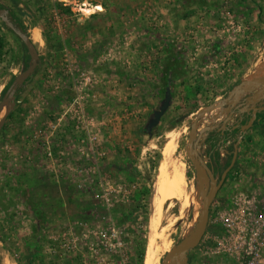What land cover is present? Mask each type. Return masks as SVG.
I'll return each instance as SVG.
<instances>
[{"label":"rangeland","instance_id":"rangeland-1","mask_svg":"<svg viewBox=\"0 0 264 264\" xmlns=\"http://www.w3.org/2000/svg\"><path fill=\"white\" fill-rule=\"evenodd\" d=\"M36 3L0 0V8L13 11L29 36L36 29L42 36L37 43L32 38L41 66L21 89L0 133V264H62L55 256L62 250L71 256L72 245L76 251L89 249L85 264H132L136 238L146 227L147 245L158 234L159 245L167 246L164 264L195 226L210 188L187 153L191 125L201 109L261 69L264 0H43L42 12ZM27 52L0 22V102L29 68ZM168 92V108L149 129ZM207 118L198 131L210 124ZM261 126L262 132L256 129L240 142L188 264H235L217 252L216 220L237 202L264 205ZM170 133L177 136V147L166 159ZM240 136L225 142L222 157L212 149L218 180L232 161L223 158L225 150L232 151ZM153 161H159L155 172ZM163 161L169 176L176 170L183 174V192L164 202L155 232L150 221ZM150 182L145 219L138 195ZM64 185L74 199L67 211L85 213V220L63 218L57 192ZM185 196L191 197L188 204ZM35 205L44 220H36ZM120 211L130 213L132 222Z\"/></svg>","mask_w":264,"mask_h":264},{"label":"water","instance_id":"water-1","mask_svg":"<svg viewBox=\"0 0 264 264\" xmlns=\"http://www.w3.org/2000/svg\"><path fill=\"white\" fill-rule=\"evenodd\" d=\"M0 21L21 39L27 48L31 61L29 68L25 69L15 78L0 102L1 133L9 117L18 106L19 91L25 85L29 84L39 69L41 57L31 37L23 29L16 27L9 10L0 8ZM170 102L171 95L168 92L161 110L156 112L154 118L151 120L148 126L149 129L159 123L160 117L166 111ZM250 112L252 115L245 124L232 123L237 118L242 119L244 113ZM262 112H264V62L254 77L242 80L224 99L212 103L198 112L191 125L187 153L192 162L202 169L203 173L209 179L210 188L202 201L195 226L189 232V235L167 253L164 264H188L190 252L198 247L207 231L211 206L219 191L222 189L227 174L235 165L243 135L252 129L255 123L260 122L258 115ZM206 116H208L207 119L210 121V124L202 127L198 131L202 120ZM238 128H240L242 135L234 146L232 162L223 172L220 180H218V175L215 174L214 166L212 165V158L210 155L205 154L206 141L209 135L215 131H222L224 134L227 130L234 131Z\"/></svg>","mask_w":264,"mask_h":264},{"label":"built area","instance_id":"built-area-1","mask_svg":"<svg viewBox=\"0 0 264 264\" xmlns=\"http://www.w3.org/2000/svg\"><path fill=\"white\" fill-rule=\"evenodd\" d=\"M99 197V196H97ZM217 252L235 264H264V205L259 201L237 202L228 216L216 220Z\"/></svg>","mask_w":264,"mask_h":264},{"label":"trees","instance_id":"trees-1","mask_svg":"<svg viewBox=\"0 0 264 264\" xmlns=\"http://www.w3.org/2000/svg\"><path fill=\"white\" fill-rule=\"evenodd\" d=\"M22 1L23 0H14V4L15 5H19L20 2H22ZM240 1L243 2L244 0H240ZM38 2H40V5H39ZM42 2H43V0H37V3H36V6L39 5L40 8H38V9L41 12H42V6H43V3ZM26 4L29 5L28 2ZM10 16H11L12 20L14 21L16 27L23 29L29 35V33L27 32L26 26L16 16V14L13 11H10ZM7 30L11 34L15 35L21 41V39L11 29L7 28ZM27 55L29 56L28 52H27ZM40 66H41V63H40ZM262 123H264V122L263 121L262 122L260 121L259 123H255L254 127L256 128V127L260 126ZM213 146L216 147V144H214ZM209 152H210V156H211L212 150L209 151ZM157 163H159V161L158 162L157 161H153L152 164H151L152 170L154 172H155ZM229 165H230V162L226 165V168ZM151 182H150V185L148 184L145 187H143L141 193L138 195V200H139V203L141 204V208L143 210V214L145 216V219H148V215H149L150 196L152 195V183ZM7 183H10V182L8 181ZM65 187H66V185H64V188L63 189L58 188V192H57L58 193L57 195H59V197H57V198H60L61 199V208L60 209H61V211L63 213V218L66 219V220L67 219L68 220H71V219L73 220L75 218L76 219L78 218V220H80V219L85 220V213H82V215L79 214V216H77V215H75V213L73 211L70 212L71 215H70L69 211H67V207L69 206L70 203H72L74 201V199L72 198V196L70 195V193H68L65 190ZM71 192H73V189L71 190ZM60 195H62V196L60 197ZM56 202L58 203L57 199H56ZM33 209H34V214H35L36 220H39V219H42V218L44 220L45 215H42L40 213L39 208L37 207V205H35L33 207ZM87 209H90V206L89 205L87 206ZM110 212L117 213L119 211L117 209H112ZM120 215H121L122 218H124L126 221H129L130 223L133 220L132 217H130V213L129 214H126L124 211H120ZM147 235L148 234H147V227H146L145 230H141L140 231V235H138V237L136 238V240H138V247L134 249L135 257L133 259V262L134 263H132V264H145L146 246H147ZM88 251H89V249L87 247H85L82 251L81 250H77L76 251L74 249V246L72 245V246H70V252L72 253L71 256L66 255L67 254L66 251H63L62 250L60 252V255L57 254L55 257L57 258L58 261L61 259L62 264H85L84 252L87 253ZM55 257H54V259H56ZM17 262L19 264H21V262L19 260H17ZM117 264H123L122 263V260H118L117 261Z\"/></svg>","mask_w":264,"mask_h":264},{"label":"bare ground","instance_id":"bare-ground-1","mask_svg":"<svg viewBox=\"0 0 264 264\" xmlns=\"http://www.w3.org/2000/svg\"><path fill=\"white\" fill-rule=\"evenodd\" d=\"M98 9H101V6H99ZM32 38L36 41V43L41 42L42 36H41L40 31L36 29L31 37V40L33 41ZM176 137L177 136L173 133H170L168 136L169 141L166 144L164 148V152H163V155L166 159L172 156L174 150L177 147ZM166 161H163L160 166L159 174H158V178H157L156 186H155V191L158 197H154V210H153V215L150 221L151 231H155V232H157V229L159 227L160 214L162 212V207H163L164 202L166 200L175 199L179 197L180 195H182V192H183V189H182L183 180H184L183 174H181L178 170H176L173 177L169 176V172L167 168L168 162ZM196 167L198 170L199 178L201 179V177H203V171L197 165ZM185 198H186L185 204H188L191 197L185 196ZM189 234L190 233H188V235ZM157 239H158V234L151 235L149 239L147 250H146L145 264H160L161 262L162 251L166 250L167 246L164 245L163 247H161V245H159V243L157 242Z\"/></svg>","mask_w":264,"mask_h":264},{"label":"flooded vegetation","instance_id":"flooded-vegetation-1","mask_svg":"<svg viewBox=\"0 0 264 264\" xmlns=\"http://www.w3.org/2000/svg\"><path fill=\"white\" fill-rule=\"evenodd\" d=\"M251 112L250 113H244L242 116V119H239V118H237V119H235L236 120V123H239L240 125H243V124H245L246 123V121L251 117ZM258 118L260 119V121L262 122H264V112H262V113H260L259 115H258ZM235 123V124H236ZM249 131V130H248ZM247 131V132H248ZM237 133H241V130H240V128H238V129H236V130H234V131H231V130H227L226 132H224V134L222 133V131H215V132H213V133H211L210 135H209V137H208V139H207V141H206V144L208 143V142H212V139H213V141H214V143L216 144V147L215 146H212L211 147V149H210V151L213 149H215V151H217L218 152V157H222V155L220 154V151H222L223 150V147L222 146H226V144H225V142H229L230 140H231V138L230 137H235V135L237 134ZM241 135H242V133H241ZM228 138H230V139H228ZM243 139V138H242ZM242 141V140H241ZM225 156L223 157V158H231V159H233V156H234V149H232V151L230 150V149H226L225 150ZM239 153V152H238ZM211 158H212V156H211ZM216 159H217V157H216ZM222 159V158H221ZM220 160V159H219ZM223 160V159H222ZM222 162H224V161H222ZM222 162L221 161H219V164L221 165L222 164ZM232 162V161H231ZM231 164V163H230ZM212 165L214 166V171H215V174H216V164H215V162L214 161H212ZM230 166V165H229ZM228 166V167H229ZM227 167V168H228ZM226 168V169H227ZM225 169V170H226ZM216 175H218V174H216Z\"/></svg>","mask_w":264,"mask_h":264},{"label":"crops","instance_id":"crops-1","mask_svg":"<svg viewBox=\"0 0 264 264\" xmlns=\"http://www.w3.org/2000/svg\"><path fill=\"white\" fill-rule=\"evenodd\" d=\"M263 127L260 125V126H258V127H253L252 129H250L245 135H243V138L244 139H247L248 137H250L251 135H250V132H254L256 129H258L260 132H262V129ZM212 141H213V139H212ZM210 142H208L206 145H205V148H208V144H209ZM213 145H214V143H213ZM206 152V151H205ZM242 152V151H241ZM240 152V153H241ZM241 156V155H240ZM220 161L222 162L223 160H221L220 159Z\"/></svg>","mask_w":264,"mask_h":264}]
</instances>
